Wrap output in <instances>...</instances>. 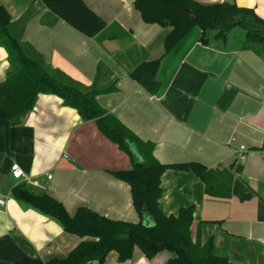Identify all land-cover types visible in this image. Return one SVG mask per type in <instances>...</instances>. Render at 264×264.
<instances>
[{
    "label": "crops",
    "instance_id": "0c3cea01",
    "mask_svg": "<svg viewBox=\"0 0 264 264\" xmlns=\"http://www.w3.org/2000/svg\"><path fill=\"white\" fill-rule=\"evenodd\" d=\"M84 1L106 21L94 37L76 30L41 0L0 3L10 11L13 32L22 41L50 68L86 90L99 91L98 104L140 139L153 142L157 160L230 168L229 197L210 195L194 172L166 170L160 207L175 214L181 206L193 205L194 240L213 239L216 250L230 260L264 264V57L242 47L244 32H230L222 43L208 30L204 43L198 26L163 55L171 28L144 22L135 0ZM197 1L237 2L264 18V0ZM162 55L157 73L161 86L150 94L129 72ZM11 69L8 51L0 45V83ZM241 146L246 148L244 159ZM13 163L45 186H28L31 190L56 197L70 214L87 206L113 219H140L130 185L112 174L131 168V156L102 133L95 119L83 120L56 94L39 93L26 114L0 118V193L8 194L0 205L3 261L63 258L81 240L55 218L11 195L10 188L23 183L11 175ZM169 257L162 251L148 258L136 246L126 261L111 251L103 263L88 264H166Z\"/></svg>",
    "mask_w": 264,
    "mask_h": 264
},
{
    "label": "trees",
    "instance_id": "16d2710c",
    "mask_svg": "<svg viewBox=\"0 0 264 264\" xmlns=\"http://www.w3.org/2000/svg\"><path fill=\"white\" fill-rule=\"evenodd\" d=\"M59 18L88 37H94L106 21L84 0H41ZM134 6L146 23L170 27L164 40V53L173 49L195 26L200 27L201 41H208L207 31L215 30L213 39L226 42L235 28L245 29L242 47L264 57V18L254 7L237 2L202 3L197 0H135ZM0 45L9 54L12 69L0 83V118L15 120L30 111L39 93L56 94L64 104L76 108L83 120L95 119L104 135L116 142L132 158V167L112 171L114 177L131 187L134 207L140 219L136 222L113 219L80 206L70 214L66 206L47 192L31 190L18 183L10 188L11 195L41 213L55 218L66 232L81 238L67 256L44 260L27 256L15 262L0 259V264H88L103 263L111 251L119 261L131 259L135 247L148 258L162 251H171L166 264H243L219 253L213 239L203 242L192 237L194 206H181L175 214H165L159 200L163 194L162 175L168 169L191 171L200 177L210 195L229 197L233 173L218 170L199 161L162 163L154 156V144L144 141L127 128L115 115L97 102L99 91L86 90L65 74L54 70L13 32L10 11L0 3ZM162 56L139 63L129 72L150 94L160 89L157 73ZM264 149V142L261 147Z\"/></svg>",
    "mask_w": 264,
    "mask_h": 264
},
{
    "label": "built area",
    "instance_id": "2783aa9c",
    "mask_svg": "<svg viewBox=\"0 0 264 264\" xmlns=\"http://www.w3.org/2000/svg\"><path fill=\"white\" fill-rule=\"evenodd\" d=\"M235 138H232V141ZM245 146H241L239 148V154H240V158L244 159V151H245ZM11 175L17 179V180H21L23 181V183L27 184L28 186L31 187H35V188H39V189H44L45 186L41 183H39L37 180L31 179L25 172V170L17 163H13L11 166ZM47 178L51 179L52 178V174H47ZM8 198V194H3L0 193V205H3L6 203V200Z\"/></svg>",
    "mask_w": 264,
    "mask_h": 264
},
{
    "label": "rangeland",
    "instance_id": "374dc122",
    "mask_svg": "<svg viewBox=\"0 0 264 264\" xmlns=\"http://www.w3.org/2000/svg\"><path fill=\"white\" fill-rule=\"evenodd\" d=\"M239 30V31H238ZM214 31V34L216 33V31L215 30H213ZM244 32L245 33V35H246V31H245V29H243V28H241V27H237V28H235L233 31H232V33L231 34H234L235 32ZM214 34H212V31H209V35H213L214 36ZM166 253H168V254H170V255H172V252L171 251H165Z\"/></svg>",
    "mask_w": 264,
    "mask_h": 264
}]
</instances>
